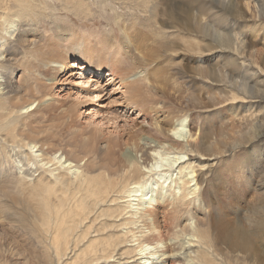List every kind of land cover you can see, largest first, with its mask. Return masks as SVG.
<instances>
[{
	"label": "rangeland",
	"instance_id": "374dc122",
	"mask_svg": "<svg viewBox=\"0 0 264 264\" xmlns=\"http://www.w3.org/2000/svg\"><path fill=\"white\" fill-rule=\"evenodd\" d=\"M235 1H238L237 18L217 0H81L83 6L77 0H45L46 6L38 7L33 17L22 21L23 14L18 15L14 10L8 12V20L0 21L12 33L11 40L5 36L7 44L3 47L8 51L7 64L0 69V88L6 93L8 87L4 88L3 82L7 79L13 91L5 94L4 103L10 114L0 122V264H44L40 254L45 250V240L34 230L38 223L33 220L32 213L24 211L2 190L9 189L19 198L34 202L33 186L39 182L52 184L55 176L74 180L81 174L95 175L115 168L119 165L118 154L131 148L138 135H147L152 125L167 113L170 116L185 113L184 134L192 130V121L202 123L208 135L217 138L218 142L209 139L211 149H219L221 140L227 143L236 137V131L241 128L238 116L244 114L246 104L237 110L240 114H232L234 105L240 104L236 100L238 96L235 100L229 99L235 95L224 82L214 76L216 81L200 75L201 65L212 63L215 74L217 70L228 75L244 74L241 60L233 64L229 49L216 41L211 31L225 35L229 32L231 36H235L231 33H242V49L263 55L264 21L253 19L243 5L245 0ZM0 12L4 16V12ZM26 28L27 37L31 39L27 47L13 39ZM124 29L126 36L121 33ZM139 32L147 34L149 40H144V34ZM66 33L76 35L79 40L84 38V43L91 48L90 57L84 54L82 45L75 44L77 49L54 37ZM114 35L132 40L131 43L121 42L119 58L123 71L116 68L118 73L133 75L134 85L130 88L107 83V73L93 77L90 70L103 63L104 72L110 69L111 64L100 53L103 44L98 41L101 39L109 46ZM2 36L0 41H4ZM144 41L153 52L137 59L138 50H142L141 46L135 50V45ZM72 58L79 64L89 61V65L84 69L70 66ZM52 65L60 66V70ZM263 66L259 79L264 80ZM208 94L216 97V104L205 105L206 102L211 104L205 98ZM193 97L197 102L190 104ZM31 103L33 109L25 111ZM262 104L256 106L263 112L261 119L264 118ZM9 127L13 128L12 133L7 132ZM121 133L125 135L123 138L119 137ZM26 143L34 146L32 155L38 154L35 159L28 160L31 150ZM259 148L263 150L260 151L262 155H258L263 157L264 140L251 139L210 160L211 171L208 173L204 168L201 184L209 205V210H204L207 216L203 211H195L196 200L190 199L187 205L180 207L181 212L168 227H161L164 237H171L183 229L185 223L194 225L197 218L209 217L213 221L221 216L231 218L235 206L243 207L250 202L253 190L238 180L242 169L236 165L241 160H244V168L254 165L253 160L257 163L252 154ZM187 155L184 159L189 157ZM168 159L170 157L162 161L167 164ZM64 160L70 164L62 166ZM204 162L195 164L200 167ZM263 167L264 162L260 163V169ZM174 176L177 177L176 171L167 181ZM175 185L177 189L179 185ZM123 200L120 199V203L125 204ZM163 208L159 205L156 209L157 226L163 225L161 213L167 207ZM138 229L141 227L132 228L135 232ZM173 249L178 250L177 247Z\"/></svg>",
	"mask_w": 264,
	"mask_h": 264
},
{
	"label": "bare ground",
	"instance_id": "6f19581e",
	"mask_svg": "<svg viewBox=\"0 0 264 264\" xmlns=\"http://www.w3.org/2000/svg\"><path fill=\"white\" fill-rule=\"evenodd\" d=\"M217 1L229 11L232 17L237 18L235 13L238 1ZM77 3L83 4L81 0H77ZM243 5L247 11L252 13L254 20L264 21V0H245ZM43 6H46L45 0H0V11L4 12V16L0 14V21L8 20V12L11 13L13 10L18 15H24L21 21L31 18L37 8ZM238 12L242 13L241 10ZM262 24L264 25V22ZM1 26L3 24L0 22V28ZM4 27L0 30V36L4 35L2 36L4 41H0V69L7 62L5 56L8 51L4 50L6 46L4 44H7L5 36L11 40L12 35ZM3 29L8 33L7 35L3 33ZM124 31L125 29L121 33L126 36L127 33ZM69 33L57 34L54 37L63 44L64 42L69 43L74 48L75 44L82 45L84 54L90 57L88 52L91 48L89 49L84 43V38L79 40L76 35ZM211 33L216 41L229 49L227 52L231 54L232 63L234 64L239 59L244 66V74L229 75L218 70L215 74L213 63L200 67L202 77L212 78V81L219 78L228 86L235 95L229 99L235 100L238 96L236 100L240 104L234 105L232 114H240L237 110L243 103L246 104L244 114L238 116L241 128L236 131V137L227 143L221 140L219 149H211L209 139L218 142L217 138L209 136L208 129L202 123L192 121V130L184 134L185 113L180 112L170 116L168 113L162 115L164 112L162 111L160 115L163 117L152 125L147 135L141 134L140 137L138 135L134 138L135 141L131 148H126L118 154L119 165L115 168H109L108 171L105 170L106 172H99L95 175L81 174L74 180L55 176L52 184L39 182L33 186L34 202L19 198L9 189L2 190L5 196L20 204L24 211L31 212L34 221L36 219L38 224L34 230L45 240V250L42 255L40 254L44 264H264V167L260 169L264 156L258 155H262L260 151L263 148L253 152L252 155L257 163L253 160L251 163L254 165L250 168L243 167L244 160L236 165L238 169H242V171L238 170L237 176L240 178L238 180L253 190L254 195L245 206H235L231 218L221 216L214 221L209 217H204V220L197 218L194 225L192 223L183 224V229L169 238H165L161 230V227H168V223L181 212L180 207L187 205L190 199L195 198L196 200V206L194 205L193 209L200 213L203 211L202 214L207 216L204 210L208 211L209 205L205 199L206 191L202 190L201 184L204 182V172L211 171L210 160H215L218 156L251 139L264 140V118L261 119L263 112L256 108L257 104L263 103L262 109L264 110V80L259 79L263 71L264 52L262 56H258L256 52L243 50L244 41L240 38L242 33H231L235 36H231L229 32L226 35L214 31ZM28 35L26 28L25 31L17 33L13 39L16 43L27 47V43L31 40L28 39ZM123 36L121 35L120 38L112 36L109 46L104 45L106 43L99 39L98 42L103 44L101 49L99 48L101 56H105L104 60L106 59L111 67L104 72L103 63L94 65L90 70L93 77H99L102 73L104 76V73H107V83H119L121 87L130 88V85L131 87L134 85V79H131L133 75L120 73L123 69H121L122 60L119 55H121V42L131 43L132 40L123 39ZM144 36L146 37H142L144 40H149L147 34ZM33 44L35 45V42H32ZM139 48L142 51L138 50L137 59L153 52L150 51V46L145 41L135 45V50ZM71 61L70 66L80 69L89 65V61L80 64L75 63V58ZM52 67L58 69L57 71L60 70L58 65H52ZM116 68L121 71L118 73ZM61 69L64 70L62 67ZM203 69L210 70L204 71ZM143 76L146 78L145 74ZM3 83L4 88L8 87V89L4 93L1 92L3 88H0V122L10 114V110L4 103L5 94L9 95L13 92L10 89L9 80L6 79ZM205 98L211 101V104L206 102L205 105L216 104V97L213 95L208 94ZM253 100H255L254 103L249 102ZM196 102L197 99L193 97L189 103L195 104ZM32 105L33 103L27 105L25 111L32 110ZM136 111L139 112L137 109ZM12 130L13 128L9 127L7 132L12 133ZM124 136L122 133L119 135L120 138ZM27 145L31 150L28 160H32V157L35 159L38 154L32 155L34 146ZM226 145L230 146L226 148ZM212 150L215 152L208 153ZM186 155L189 157L184 159ZM167 157H170L168 159L170 161H167L169 164L162 161ZM201 161L204 163L200 167L195 164ZM61 163L62 166L70 164L66 160ZM204 168H206L205 171H203ZM185 169L188 171L184 172ZM90 170L96 169L90 167ZM175 171L177 177L174 176L173 179L171 177V180L167 181L168 176H172ZM168 172L170 175L167 174ZM175 183L179 185L177 189ZM120 199H124L121 202L125 204L120 203ZM133 200L136 202L133 203ZM159 205L167 207L161 213L163 214L160 220L163 222L162 226H157L159 220L156 209ZM168 210H170L169 213ZM139 226L141 227L139 231L132 230L133 227L139 228ZM180 236L181 238L177 240ZM176 247L178 250L174 251L173 248Z\"/></svg>",
	"mask_w": 264,
	"mask_h": 264
}]
</instances>
